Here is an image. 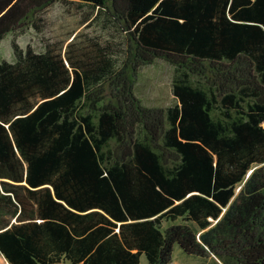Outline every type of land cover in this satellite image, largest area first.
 Returning <instances> with one entry per match:
<instances>
[{
	"label": "trees",
	"instance_id": "1",
	"mask_svg": "<svg viewBox=\"0 0 264 264\" xmlns=\"http://www.w3.org/2000/svg\"><path fill=\"white\" fill-rule=\"evenodd\" d=\"M54 2L87 7L83 24L117 23L135 43L132 70L173 65L174 102L153 109L133 96L119 70L123 42L22 48L17 38L42 33ZM7 35L0 254L9 264L142 255L168 264L175 245L264 264V0H0V43ZM206 62L216 79L204 77ZM107 82L120 87L116 103L99 105Z\"/></svg>",
	"mask_w": 264,
	"mask_h": 264
},
{
	"label": "rangeland",
	"instance_id": "2",
	"mask_svg": "<svg viewBox=\"0 0 264 264\" xmlns=\"http://www.w3.org/2000/svg\"><path fill=\"white\" fill-rule=\"evenodd\" d=\"M109 4V0H107ZM88 10L87 7L77 8L75 3L62 4L54 2L45 9V27L42 33H38L30 27L25 34L17 38L18 44L25 48L30 43L37 52L44 50V41H59L64 46L73 38L75 46L90 50L92 44L123 42V51L130 53L119 70L124 71L127 87L131 89L133 96L142 106L148 108H165L174 102L172 94V81L174 77V66L163 59H155L152 63L144 65L140 70H132V58L135 51V43L124 32L121 27L111 21H106L104 16L94 17L89 23L83 24V16ZM11 35H7L0 43V60L14 61L15 56L11 47ZM64 48V47H63ZM123 58V57H122ZM204 77L206 80L217 78V70L210 67L208 62L204 63ZM197 79V78H196ZM199 81V80H197ZM102 94L99 105L116 103L117 92L116 82L103 83L98 89ZM239 191V186L236 192ZM170 222L164 221L163 229L167 228ZM0 264H9L0 254ZM139 264H147L146 258L142 255ZM168 264H223L213 255L205 257L190 256L185 254L177 245L174 246L172 259Z\"/></svg>",
	"mask_w": 264,
	"mask_h": 264
},
{
	"label": "water",
	"instance_id": "3",
	"mask_svg": "<svg viewBox=\"0 0 264 264\" xmlns=\"http://www.w3.org/2000/svg\"><path fill=\"white\" fill-rule=\"evenodd\" d=\"M252 172V170L249 172V174Z\"/></svg>",
	"mask_w": 264,
	"mask_h": 264
}]
</instances>
